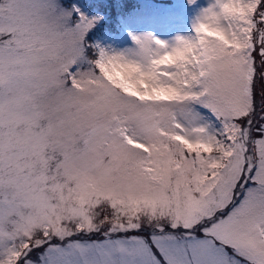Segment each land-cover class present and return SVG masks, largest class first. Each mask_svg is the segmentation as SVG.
<instances>
[{
	"label": "snow or ice",
	"instance_id": "snow-or-ice-1",
	"mask_svg": "<svg viewBox=\"0 0 264 264\" xmlns=\"http://www.w3.org/2000/svg\"><path fill=\"white\" fill-rule=\"evenodd\" d=\"M116 5L0 0V264H264V0Z\"/></svg>",
	"mask_w": 264,
	"mask_h": 264
},
{
	"label": "rangeland",
	"instance_id": "rangeland-1",
	"mask_svg": "<svg viewBox=\"0 0 264 264\" xmlns=\"http://www.w3.org/2000/svg\"><path fill=\"white\" fill-rule=\"evenodd\" d=\"M101 1H102V4L108 2V0H87V3L92 4L94 8H98V10L104 14V16L106 17V20L104 22L105 24V23H108L110 20H112V18L109 15H107L108 14L107 10H102L103 5L100 4ZM206 3H207V0H196V3L193 4L192 6H186L185 0H175L176 20L173 25V31L183 32L187 30L189 22L191 18L196 14L198 8ZM109 29L110 28L103 27L101 29V32L107 31ZM99 33L97 32V34ZM161 35H162V38H166L169 35V33H162ZM116 39L118 42L123 41V37H116ZM92 239H96V237H92Z\"/></svg>",
	"mask_w": 264,
	"mask_h": 264
},
{
	"label": "trees",
	"instance_id": "trees-1",
	"mask_svg": "<svg viewBox=\"0 0 264 264\" xmlns=\"http://www.w3.org/2000/svg\"><path fill=\"white\" fill-rule=\"evenodd\" d=\"M137 0H126V3L128 4L129 8H132L136 5ZM101 5H103L102 10H107V15H109L112 20H110L108 23H105L101 28L97 29L98 33L101 32V29L103 27L106 28H115V24H116V15L118 12L121 11L120 7L118 5L113 6V7H109V0L108 2L102 4V1L100 3ZM115 22V23H114ZM108 24V26H107Z\"/></svg>",
	"mask_w": 264,
	"mask_h": 264
}]
</instances>
